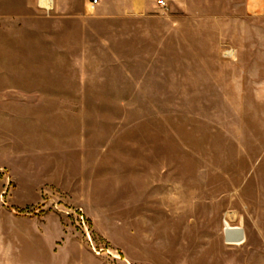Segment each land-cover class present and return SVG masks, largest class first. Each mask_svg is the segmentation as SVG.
<instances>
[{
  "label": "rangeland",
  "instance_id": "1",
  "mask_svg": "<svg viewBox=\"0 0 264 264\" xmlns=\"http://www.w3.org/2000/svg\"><path fill=\"white\" fill-rule=\"evenodd\" d=\"M43 1L0 0V264H264V17Z\"/></svg>",
  "mask_w": 264,
  "mask_h": 264
},
{
  "label": "crops",
  "instance_id": "2",
  "mask_svg": "<svg viewBox=\"0 0 264 264\" xmlns=\"http://www.w3.org/2000/svg\"><path fill=\"white\" fill-rule=\"evenodd\" d=\"M159 1H164L166 3V7L168 8L167 2L165 0ZM244 5L246 14H249L253 17H264V0H245ZM156 8L162 9L160 6H158V1L156 3Z\"/></svg>",
  "mask_w": 264,
  "mask_h": 264
},
{
  "label": "built area",
  "instance_id": "3",
  "mask_svg": "<svg viewBox=\"0 0 264 264\" xmlns=\"http://www.w3.org/2000/svg\"><path fill=\"white\" fill-rule=\"evenodd\" d=\"M98 4V0H92L91 1V6L96 7ZM158 6H160L162 9H166V3L164 1H158ZM230 55V53H228Z\"/></svg>",
  "mask_w": 264,
  "mask_h": 264
},
{
  "label": "bare ground",
  "instance_id": "4",
  "mask_svg": "<svg viewBox=\"0 0 264 264\" xmlns=\"http://www.w3.org/2000/svg\"><path fill=\"white\" fill-rule=\"evenodd\" d=\"M48 1H49V0H44V1H43L44 5H47V2H48ZM48 7L50 8L51 6L48 5Z\"/></svg>",
  "mask_w": 264,
  "mask_h": 264
}]
</instances>
